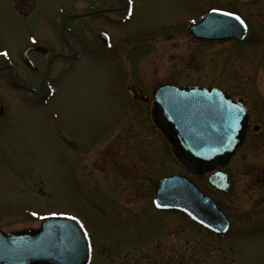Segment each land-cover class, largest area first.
<instances>
[{
    "label": "rangeland",
    "instance_id": "1",
    "mask_svg": "<svg viewBox=\"0 0 264 264\" xmlns=\"http://www.w3.org/2000/svg\"><path fill=\"white\" fill-rule=\"evenodd\" d=\"M35 1L38 17L25 23L14 17L13 0H0V41L9 49L21 36L11 21L59 47L62 13L88 9L83 0ZM214 6L243 15V39L204 41L186 31ZM127 7L124 22L125 4L108 13L116 14L113 27L105 14L88 26L95 39L97 28H109L119 52H101L97 39L84 33L101 53L57 61L56 92L45 106L0 78V229L74 217L90 241L87 264H264V0H130ZM84 21L71 18L68 25ZM149 34L156 36L148 41ZM42 57L33 55L39 63ZM25 73L41 82L38 73ZM132 80L149 96L163 82L203 84L244 103L246 138L222 167L228 192L215 191L204 175H191L175 159L151 120V99L118 104L112 87ZM169 173L189 176L214 197L230 219L224 236L153 206L155 183Z\"/></svg>",
    "mask_w": 264,
    "mask_h": 264
},
{
    "label": "water",
    "instance_id": "2",
    "mask_svg": "<svg viewBox=\"0 0 264 264\" xmlns=\"http://www.w3.org/2000/svg\"><path fill=\"white\" fill-rule=\"evenodd\" d=\"M222 13L211 10L189 26L191 33L210 40L241 39L245 27ZM28 50L24 58L32 67ZM151 114L174 155L196 174L225 165L242 143L248 125L243 104L213 87L163 84L153 94ZM206 179L222 192L230 188L228 174L223 171H214ZM154 192L158 208L184 211L216 232L228 226L226 215L214 200L186 176L163 178ZM87 255L85 236L71 218L47 217L37 227L0 229V264H86Z\"/></svg>",
    "mask_w": 264,
    "mask_h": 264
},
{
    "label": "flooded vegetation",
    "instance_id": "3",
    "mask_svg": "<svg viewBox=\"0 0 264 264\" xmlns=\"http://www.w3.org/2000/svg\"><path fill=\"white\" fill-rule=\"evenodd\" d=\"M82 1V0H80ZM84 4L88 6H92L93 4H99L100 6L96 9L99 11L90 12V8H86L79 11H71L70 13H79L80 16L73 17L77 19H84V22H78L67 25V20L64 22V32L62 33V25L61 20L62 17L58 20L59 33L58 40L61 42V46L50 48L48 45H45L38 37L33 36V34L29 31L23 29L25 26L15 27V22L11 21L9 25L14 34L20 38L16 42V46L14 49H9L6 45H3L2 41H0V78L3 80V83L9 86L10 88L17 89L18 91L26 92L28 94L34 95L40 100V106L43 107L47 104V102L51 99V97L55 94L56 88L54 87L53 77L54 75L61 70V67L57 64V61H65L72 60L80 55L83 52L88 54H97L101 52H119L118 44L116 40H114L109 33V28L103 27L102 29L106 31L108 35V40L102 44L98 39L97 43L101 46V52H95L91 49L88 38L84 37V33L91 34V38L96 40L92 32H88V26L91 24V20H93V16H98L100 14H105L106 19L108 18L107 23L110 26H114L117 21V17L114 15H110L108 13H117L120 11L124 5V0H116L114 2H107L105 0H83ZM14 17L20 21L27 23L30 19H36L37 16V3L35 0H13L12 3ZM219 7V6H214ZM220 8V7H219ZM91 18V19H89ZM114 22H109L110 20ZM120 21L122 18H119ZM10 23V21H9ZM56 28V27H55ZM54 28V29H55ZM32 35V36H30ZM156 36L155 34H149L147 40L150 41L151 37ZM146 40V41H147ZM34 44H40L47 48L46 53H42L41 51H30L29 56L31 60L36 64L37 69L30 70V68L23 61V52L26 48L30 47ZM6 54V55H5ZM35 56H46L47 59L44 61L46 57H42L44 63H39V60H35L33 58ZM103 55V54H102ZM59 66V69L57 67ZM64 66V65H63ZM55 68L56 72L53 74ZM32 71L38 73L41 78V82H32L28 80V77L25 72ZM133 81V82H132ZM126 83H117L114 89L117 97L119 99L118 104L124 101L126 104H139L141 101H147L151 99L153 90L148 95L146 92L147 89L142 90L141 87L137 84L136 81L132 80ZM130 82V83H129ZM171 83V82H170ZM176 84V83H174ZM4 100L0 97V115L4 114ZM56 119V118H55ZM122 121H118L116 123L117 129L121 125ZM188 219V218H187ZM189 220V219H188Z\"/></svg>",
    "mask_w": 264,
    "mask_h": 264
},
{
    "label": "snow or ice",
    "instance_id": "4",
    "mask_svg": "<svg viewBox=\"0 0 264 264\" xmlns=\"http://www.w3.org/2000/svg\"><path fill=\"white\" fill-rule=\"evenodd\" d=\"M213 11H217V9H213ZM222 14L224 16L232 17L235 21H238L239 22V25L240 26L246 27L244 20L240 16L236 15L235 13L225 12V13H222ZM73 219H75V218L73 217Z\"/></svg>",
    "mask_w": 264,
    "mask_h": 264
}]
</instances>
